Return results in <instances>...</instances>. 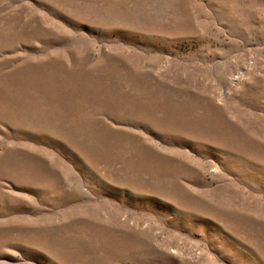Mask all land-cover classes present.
I'll return each mask as SVG.
<instances>
[{"label": "rangeland", "instance_id": "rangeland-1", "mask_svg": "<svg viewBox=\"0 0 264 264\" xmlns=\"http://www.w3.org/2000/svg\"><path fill=\"white\" fill-rule=\"evenodd\" d=\"M0 264H264V0H0Z\"/></svg>", "mask_w": 264, "mask_h": 264}]
</instances>
